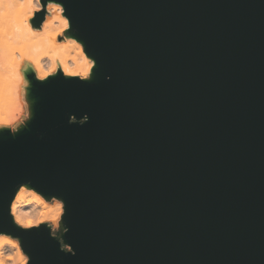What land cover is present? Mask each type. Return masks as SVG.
<instances>
[{
	"label": "water",
	"instance_id": "obj_1",
	"mask_svg": "<svg viewBox=\"0 0 264 264\" xmlns=\"http://www.w3.org/2000/svg\"><path fill=\"white\" fill-rule=\"evenodd\" d=\"M60 2L97 68L35 85L27 130L0 136V231L32 180L76 252L34 231V264H264V0Z\"/></svg>",
	"mask_w": 264,
	"mask_h": 264
},
{
	"label": "clouds",
	"instance_id": "obj_2",
	"mask_svg": "<svg viewBox=\"0 0 264 264\" xmlns=\"http://www.w3.org/2000/svg\"><path fill=\"white\" fill-rule=\"evenodd\" d=\"M66 13L60 0H0V136L15 138L27 130L35 117V85L92 81L97 68L94 53ZM88 122L87 114L67 118L68 126L83 127ZM65 215L62 198L45 195L32 180L15 185L7 217L17 234L0 231V264H34L21 240L34 231L47 232L60 253L75 257L64 239L69 231Z\"/></svg>",
	"mask_w": 264,
	"mask_h": 264
}]
</instances>
